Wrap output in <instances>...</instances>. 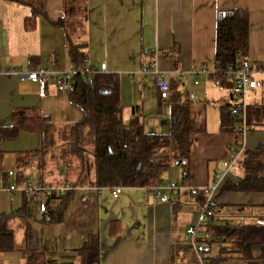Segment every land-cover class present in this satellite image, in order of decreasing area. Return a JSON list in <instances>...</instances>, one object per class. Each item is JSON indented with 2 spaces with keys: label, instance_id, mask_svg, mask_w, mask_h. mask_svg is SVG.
<instances>
[{
  "label": "crops",
  "instance_id": "crops-1",
  "mask_svg": "<svg viewBox=\"0 0 264 264\" xmlns=\"http://www.w3.org/2000/svg\"><path fill=\"white\" fill-rule=\"evenodd\" d=\"M65 0H0V65L26 70L30 66L66 70L74 66L66 32L55 24L65 16ZM85 21L74 42L86 44L84 50L95 64L106 63L108 73L120 80L124 121L133 109H141L145 130L166 134L170 131L171 101L159 99L152 76L131 72L156 61L161 70L171 72L178 89L185 88L194 100V109L203 115L207 129L191 135V154L187 165L173 164L163 183L177 178L180 183L203 187L224 175L213 197L218 202L212 224L256 223L264 219V193L232 190V183L245 176L246 151L264 142V73L259 84L248 93L249 107L258 108L262 123L253 124L239 138L233 129L221 127V105L230 104V84L211 74L189 75L192 69L206 66L215 70L217 13L220 9L242 8L250 15L248 59L264 68V0H84ZM34 9V26L28 19ZM140 82L143 83L140 86ZM72 89V87H71ZM71 89L62 90L55 82L31 80L0 74V150L1 168L8 178L0 183L23 186L45 179L65 181V168L46 173L40 155L30 165L21 166L30 173L25 183L18 182V157L42 147L38 132L19 130L14 137L4 136L27 116H49L56 124L66 121ZM76 105V104H75ZM78 106V105H77ZM79 107V106H78ZM83 111V110H82ZM210 115L212 119L210 118ZM214 117V118H213ZM236 161L229 162L232 150ZM45 159L50 155L45 154ZM21 168V169H22ZM188 172L185 182L183 173ZM118 197L109 187H78L68 201L62 220L37 218L38 205L33 196L0 188V216L16 213L8 221L14 232L15 249L0 251V264H25L28 259L26 236L28 223L36 234L40 250L57 264H79V250L92 236L99 239L101 264H198V254L186 240L187 229L197 220L203 195H192L184 188L179 197L164 191L159 199L146 187H125ZM50 195L49 210L58 200ZM18 212V213H17ZM118 222L115 234L112 222ZM218 246L213 247V251ZM260 250H255L258 257ZM210 255L207 253V256ZM222 264H247L245 260H227ZM259 264H264L260 260Z\"/></svg>",
  "mask_w": 264,
  "mask_h": 264
},
{
  "label": "trees",
  "instance_id": "trees-1",
  "mask_svg": "<svg viewBox=\"0 0 264 264\" xmlns=\"http://www.w3.org/2000/svg\"><path fill=\"white\" fill-rule=\"evenodd\" d=\"M23 2V0H10ZM65 16L55 22L66 32V41L74 66L82 64L88 58L84 48L86 44L74 42L75 35L82 32L85 21L84 0H65ZM34 9L28 19V26H34ZM250 15L242 8L220 9L217 13L216 73L213 78L226 83L225 71L232 65L248 59L249 55ZM171 83L170 131L166 134L150 133L145 130L141 119V109H133L131 120L126 123L120 97V80L117 74L101 73L91 83L82 77L73 80L70 101L83 110V116L74 123L56 124L47 115L27 116L11 131L2 132L4 136L14 137L21 129L38 132L42 137L39 150L27 152L24 161L18 158L20 169L16 172L18 182L25 183L30 173L21 166L30 165L32 159L40 155V165L46 173L65 168V181L45 184L61 186L67 183L71 189L55 194L58 205L45 215L50 221H60L64 209L74 190L78 187H151L163 183L164 174L173 164L187 165L191 154V135L207 129L204 116L194 109V100L186 94L185 88L178 89ZM221 109V127L235 130L236 118L230 104ZM248 117L251 125L262 123L260 109L249 107ZM50 158L45 159L44 155ZM0 177L5 181L9 176L1 168ZM245 176L232 183V190L264 193V142L256 148L246 151L243 162ZM22 168V169H21ZM188 175L184 177L185 182ZM203 195L204 204L206 197ZM18 213V212H17ZM16 213H4L0 216V251L15 249L14 232L8 227V221ZM119 228L118 222H112L111 232ZM209 242L206 245L207 264H222L233 259L245 260L247 264H259L264 260V219L256 223L209 224L207 228ZM36 234L28 223L25 264H57L40 250L35 241ZM217 245V253L211 255ZM260 254L255 256V250ZM207 253L210 254L207 256ZM79 264H101V247L98 237H90L79 250Z\"/></svg>",
  "mask_w": 264,
  "mask_h": 264
},
{
  "label": "built area",
  "instance_id": "built-area-1",
  "mask_svg": "<svg viewBox=\"0 0 264 264\" xmlns=\"http://www.w3.org/2000/svg\"><path fill=\"white\" fill-rule=\"evenodd\" d=\"M101 73H108L107 64L104 62L101 64H95L89 58L85 59L82 64L78 66L59 71L53 70L51 67L30 66L26 70H22L20 68H15L14 66L0 65V74L2 75H17L20 77H27L34 81L45 79L47 81L55 82L64 91L71 89L73 80L77 77H82L87 83H91L95 76ZM213 73H216V69L213 72H210L206 66L200 70L192 69L189 71V75L195 79L196 85L200 84L199 80L196 78L197 75H208ZM261 73H264V68L260 65L254 64L249 59L236 63L225 71L226 80L230 84V110L236 118L235 131L239 135V138H243L252 127L248 117V93L250 90L258 87V75ZM137 75L142 78L152 76L158 91L159 99L161 101L169 99L172 83L171 72L161 70L158 67L157 62L152 61L143 66L140 70L130 73L132 79ZM139 84L140 86L143 85L142 82ZM236 154L237 151L233 149L229 157L231 165L236 161ZM187 175L188 172L185 171L183 177H186ZM223 178L224 175L220 173L216 176L213 184L203 187L182 184L177 178H173L158 186L146 187L151 194H155L159 199L163 198L164 191H168L173 197H179L185 187L190 190L192 195H198L201 192L205 195L206 200L200 208L197 220L187 229L186 234V240L192 245L198 254V264L208 263L205 254L206 245L209 242L207 228L215 217L218 207V202L213 197V194ZM0 188H7L10 191H21L27 195L33 196L39 210L37 218L42 220L44 215L49 211L50 195L52 193H64L70 190L71 186L67 183H63L61 186H54L43 182L29 181L23 186H5L3 183H0ZM109 189L114 197H118L123 192L124 187L118 185L109 187Z\"/></svg>",
  "mask_w": 264,
  "mask_h": 264
},
{
  "label": "rangeland",
  "instance_id": "rangeland-1",
  "mask_svg": "<svg viewBox=\"0 0 264 264\" xmlns=\"http://www.w3.org/2000/svg\"><path fill=\"white\" fill-rule=\"evenodd\" d=\"M65 114H66V117H67L66 121H68V122H76V121H79L82 118L83 111L77 105L71 104L70 106H68V110H66ZM210 118L212 119L211 115H210ZM213 253H216V251L214 250ZM233 260H237V259H233Z\"/></svg>",
  "mask_w": 264,
  "mask_h": 264
}]
</instances>
